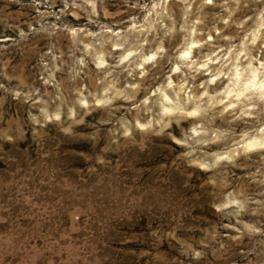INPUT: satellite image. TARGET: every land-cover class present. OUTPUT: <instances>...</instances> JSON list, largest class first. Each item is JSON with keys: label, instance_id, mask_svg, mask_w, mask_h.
Returning a JSON list of instances; mask_svg holds the SVG:
<instances>
[{"label": "rangeland", "instance_id": "1", "mask_svg": "<svg viewBox=\"0 0 264 264\" xmlns=\"http://www.w3.org/2000/svg\"><path fill=\"white\" fill-rule=\"evenodd\" d=\"M0 264H264V0H0Z\"/></svg>", "mask_w": 264, "mask_h": 264}]
</instances>
